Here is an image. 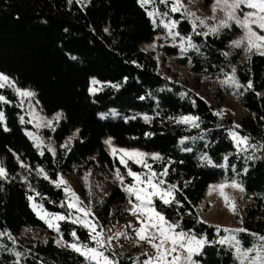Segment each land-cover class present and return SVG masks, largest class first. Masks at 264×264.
<instances>
[{
  "label": "trees",
  "instance_id": "16d2710c",
  "mask_svg": "<svg viewBox=\"0 0 264 264\" xmlns=\"http://www.w3.org/2000/svg\"><path fill=\"white\" fill-rule=\"evenodd\" d=\"M172 15L180 33L190 36L196 46L188 48L182 62L190 63L197 79H218L219 101L224 102L227 95L235 98L245 110L240 117L210 102L194 85L159 70L155 52L141 47L155 38L158 29L138 0H85L80 4L76 0H0V72L16 86L34 92L42 112L62 114L53 135L57 143L53 155L29 136L30 124L19 96L10 88L0 89L8 101L0 102V111L9 129L4 131L0 125V162L8 174L6 180H0V232L12 236H0V240L21 251L23 264H85L78 253L58 245L54 236L14 238L24 229L47 228L32 210L29 196L51 212L68 214L66 193L55 181L62 175L118 164L104 143L109 138L117 146L162 157L150 160L159 172L168 167L165 180L179 188L175 196L180 205L157 201L156 206L168 219L178 222L180 229L218 241L215 225L201 223L198 205L211 183L237 180L249 200L241 224L250 233L264 235V148L238 151L231 136L235 131L249 137V144L264 145V57L253 54L251 62H240V48L232 54L226 52L234 31L196 35L187 18L178 12ZM233 68L239 83L246 85L251 79L253 89L223 83L233 75ZM93 79L98 82L93 85L94 93L90 92ZM103 112L107 118L101 116ZM144 116L150 118L148 122ZM181 116L199 117V126L177 123ZM76 129L78 135L63 148L62 142ZM197 135L205 137L198 140L200 155L180 144L183 138ZM132 167L142 169L136 163ZM126 199V192L115 185L99 200L93 214L99 230L127 218L121 207ZM73 230L82 243L93 246L88 230L70 219L60 221L65 244L74 241ZM247 234H243L245 247L251 243ZM107 253L119 264H136L137 257L141 261L146 258L133 250L114 256L112 251ZM197 258L204 264L237 263L233 249L219 243L205 245ZM0 264H16L15 253L3 250Z\"/></svg>",
  "mask_w": 264,
  "mask_h": 264
},
{
  "label": "snow or ice",
  "instance_id": "6c2138e0",
  "mask_svg": "<svg viewBox=\"0 0 264 264\" xmlns=\"http://www.w3.org/2000/svg\"><path fill=\"white\" fill-rule=\"evenodd\" d=\"M72 3V0H68ZM156 0H138V3L142 8H145L147 15L152 18V23L156 24L155 17L161 15L158 9L153 8L151 11L147 9V5L155 4ZM76 3L80 4L81 0H76ZM160 3L170 4V12L177 13L180 12L183 16L189 19L191 24V29L196 35L209 36L217 35L223 28H231L233 25L239 28L243 35L237 39L231 41V46L234 48H243V50L248 54V60L251 62L252 54L264 57V0H214L212 4V12L215 14L220 11L224 14V19H221L218 24L209 26L206 23V19H215V15L210 18H200L196 16L194 12L188 11V9L183 4L182 0H160ZM86 7V5H84ZM164 16L168 15V12L163 13ZM163 27L167 29L168 35L175 41L177 36H180L179 32H173L176 28L178 21L169 20L167 23H163ZM198 27L206 28L207 31L197 32ZM107 32L108 29H105ZM180 50L182 53L188 51V48H195L196 46L192 43L191 37L187 38L188 47H184L185 37L181 36ZM153 45L152 47H154ZM173 46H176L175 44ZM198 50V49H197ZM227 56V53H223ZM75 59V57H73ZM233 75L228 78L227 83L229 87L244 88L246 91L253 89V81L249 79L246 85L240 84L235 78V68L232 69ZM127 80V78H125ZM93 84L98 83L93 80ZM10 88L19 97H33L35 93L30 90H22L16 86L15 81L3 72H0V89ZM112 87H119L118 85H112ZM96 89H90V92L94 93ZM259 95V94H258ZM143 99V97H141ZM0 102L7 103L5 96L0 95ZM217 115H222V112L216 113ZM61 113H57L54 117L55 120L61 118ZM135 119V117H132ZM148 116H144L145 122L149 121ZM199 117L194 116H181L176 122L191 124L194 127L199 125L196 121ZM21 122H23V117H21ZM0 125L4 126V131L9 129L6 126L5 116L3 111H0ZM48 126H51V122H48ZM235 128H239V125H235ZM79 132V130H77ZM150 135V134H146ZM232 139L237 145L238 151L246 152L249 147L256 149L264 148V145H253L249 144V137L240 136L239 133L232 131ZM38 139V138H36ZM71 137L68 143L71 142ZM106 145L109 146L111 153L114 157L119 156V162L128 168V161L132 160L134 163L141 164L143 167L148 169L145 174H140L133 172L131 168H128L127 176L132 178V182L129 184L124 183V176L121 175L120 170L117 168L115 171V178L119 181L123 191H125L129 197V203L132 207L128 209V212L136 217L139 227H134L129 223L128 227L132 228L136 238L139 241L146 242L150 248L153 250L151 254L148 252L143 253L146 257L144 260H140L139 257L136 258L137 264H198L197 260H194V256H199L202 253L205 245L210 243H219L221 245H227L230 249L235 250V258L239 264H264V235H258L255 233H249L250 235L256 237L259 242L257 245L252 247L244 248L241 246V242L237 239L238 233H248V230L241 227L237 229L223 228L220 226H215L217 232L223 231L228 233L227 236L220 238L218 241H209L206 236L197 237L191 231H185L180 229V224L178 222L171 221L168 219L161 211L157 209V201L161 202L163 205L171 206L173 203L180 205V201L176 200L175 193L179 191V188L175 184H167L166 180L162 177H166L168 174V167H164L163 171L157 173L152 171L151 166L147 164L146 157L149 154L141 152L139 150H129L123 148H116L112 145L111 138L104 141ZM243 145L244 147H240ZM39 147V144H37ZM67 147V144L63 145ZM49 151L55 155L54 149L49 147ZM15 155V154H14ZM151 158L154 160H161L162 157L159 154H151ZM17 159H19L17 157ZM209 164L211 161L207 156L203 157ZM227 159V157H225ZM23 167L24 165L21 164ZM41 173L42 169L39 170ZM8 177L7 170L0 162V180H6ZM45 174V179H47ZM85 182H87V175L85 176ZM57 186H64V190L68 195L67 207L70 210H75L76 213H82V216L77 215L75 218H71V211L68 215L62 213H49L43 208L42 204L31 203L32 210L36 213L37 217L44 221L49 229L59 233L60 232V221L71 220V223H79L81 226L88 230V240L92 242L94 246H89V243L80 242V238L77 236L76 231L71 232V236L74 238L75 242L68 243L66 245L72 251L78 253L84 258L85 264H119V261L112 258L106 254V251L111 244L114 237H107V240L103 238V229L97 231L100 227L98 222L93 223L86 218L91 215V210L88 207H84L83 202L76 195V193L67 186V181L60 178L55 181ZM166 185V186H165ZM228 185L220 184L218 187L221 190V195L224 196L225 206L228 207L234 214L236 213L234 201L230 199L223 193V188ZM233 188L239 189L243 192L244 188L237 182L233 181L230 185ZM135 198L133 202L132 198ZM29 201H33V197H28ZM64 207L62 203L60 205ZM243 223L242 219L240 221ZM201 223H205L201 221ZM177 229H180L177 231ZM8 235L9 239H12L10 233L0 232V236ZM126 235L125 233L117 234V237ZM58 244L61 241H57ZM254 253V255H253ZM22 254L19 252L15 253L17 257L16 264H19V258ZM114 256V253H113Z\"/></svg>",
  "mask_w": 264,
  "mask_h": 264
},
{
  "label": "rangeland",
  "instance_id": "374dc122",
  "mask_svg": "<svg viewBox=\"0 0 264 264\" xmlns=\"http://www.w3.org/2000/svg\"><path fill=\"white\" fill-rule=\"evenodd\" d=\"M81 1H85V0H81ZM182 2L185 5V7L188 9V11L194 12L196 16L200 18H210L213 15H215L214 20L206 19V23L209 26L216 25L219 23L221 19H224V14L220 11H217L215 14H213L212 4L214 3V0H211L209 3H205L204 0H182ZM161 4H163L164 6L161 7ZM146 7L149 11H151L153 8H156L161 14L155 17L156 19L155 26L158 29V32L155 38L149 42H143L141 44L142 49L153 50L155 52L157 61H158L159 70L169 77L171 76L177 77L179 78V80H181L182 82L186 84L194 85L195 88L197 87L200 92L204 93V95L209 99L210 102H214L215 104H221L220 106L221 109L226 110L227 112L234 115V117L236 118L240 117L245 112V110L235 98H233L230 95H227V97L224 99L225 100L224 102L219 101V97L216 92L218 91V88H220V83L218 79L211 78V77L205 78L204 76H201L199 79H197L190 68V63L184 64L182 62V60L185 57V54L182 53L180 50V44H181L180 38L181 36L185 37L184 47H187V38L190 36L187 37L184 34L180 33V31L177 28L178 24L176 28L173 29V32H179L180 36H177L175 41H173V39L168 35V31L167 29L163 27V24L161 23V21H163V23H167L169 20L177 21L175 16L172 15L173 13L170 12V4L160 3V0H156L155 4H149ZM165 12H168L167 16L163 15V13ZM197 29H201L202 31H207V29L203 27H198ZM226 31L235 32L233 40H237L243 35L242 31L239 28L235 27L234 25L231 28L221 29L219 34L226 32ZM174 44L176 46H173ZM153 45L155 46L152 47ZM168 47L173 48L174 51H170ZM235 49L237 48L230 46V48L226 52L228 54H232L235 52ZM240 49H241V54H240L239 60L240 62H245L248 60L247 59L248 54L243 50V48H240ZM93 80H96V79H93ZM93 85L94 84L92 83L90 89L93 88ZM20 89L25 90V88H20ZM26 90H30V89H26ZM19 98H20V101L23 107L26 110V116L28 117V122L30 124V128L27 131L29 136L36 143V145L39 144V147L41 148L47 147L48 149L49 147H51L52 149H54V151H56L57 143L55 142L53 135L56 130L57 123L60 121L61 118L57 121L54 119L57 113L49 116L45 114L44 112H42L41 109L39 108V103L35 96L19 97ZM106 113L107 112L101 113V116L103 118H107L108 115H106ZM49 121L51 122L50 127L48 126ZM77 130L78 129L74 130L69 135V137L65 141L62 142L61 146L63 148H64L63 145L65 144L69 145L73 142L75 136L78 135ZM70 137L72 139H71V142L68 143ZM204 138L205 137L203 135H199V136L197 135V136L190 137V138H183L180 141V144L182 147H186V149L189 150L190 152H194V154L200 155L201 144L199 143L198 140L204 139ZM190 139H193V141L191 143L186 144L185 142L187 141L189 142ZM112 145L118 149L123 148V149H129V150H139L135 148L120 147V146L115 145L113 142H112ZM107 149L110 155L112 156V158L117 159L118 161L117 163L119 165L115 164L114 167L112 168L111 167L109 168L93 167L89 171H85L82 173L77 172V173L70 174L67 176H63V175L60 176V178H63L65 181H67V186L71 187V189L76 193V195L83 202L82 206L90 208L92 214L89 215L86 219L89 221H92L93 223H96L93 217L94 207L97 205L99 200H101L111 190L113 186L118 185L121 187L119 181H117L115 178V171L117 168L120 170L121 175L124 176L125 184H129L132 182V181L131 182L127 181V178H131L127 176L128 168H131L133 172L140 173V174H145L148 172L147 168L137 163L136 164L141 166L142 169L141 170L134 169L132 167V164L134 163L132 160L128 161V168H126L124 165L120 164L119 156L114 157L112 155L111 150L108 145H107ZM139 151L149 154L142 150H139ZM145 159H146L147 164L151 166L152 171L159 173V171L153 167V162L150 160L151 155L149 154ZM86 175H87V182H85ZM162 178L165 179V177H162ZM233 181L241 185V183L237 180H225V181H220V182H214L207 186L205 190V195L202 201L198 205L199 219L201 221L207 222L209 224H213L215 226L218 225L220 226L221 229L223 228L237 229V228L243 227L240 221L241 219L242 221L244 220L249 200L246 198L244 191L241 192L239 191V189H236L230 186ZM220 184L228 185L225 188H223L222 191L230 199V201H234L237 214H234L228 207L225 206V199H224V196L221 195V190L218 187H213V186H218ZM62 187L64 189L63 185ZM132 200L133 202H135L134 197L132 198ZM33 202L36 204H40L36 202L34 199L31 203ZM66 202L68 203L67 193H66ZM121 207L123 211L128 213L127 218H125L124 220H118L114 225L103 228V238L105 240H107V237H114L111 241V244L109 245L108 250L114 252V254L124 252L125 250H133L137 254H143L145 252H148L149 254H151L153 250L150 248V246L144 241H139L136 238L133 229L128 227L129 223H131L134 227H139L136 217L132 216L128 212V209L132 207V204L129 203L128 195H127V199L125 203H123ZM44 209L47 210L46 208ZM47 211L49 213H58V212H51L49 210ZM62 214L68 215L67 213H62ZM71 214H72L71 218H75L77 215L82 216V213H76L75 210H71ZM59 225H60V222H59ZM97 231H101V230L97 228ZM119 233H125L126 235L117 237V234ZM217 233H218L217 240L228 235V233H225L223 231H220ZM249 233L250 232H248L247 234L248 238L251 240L249 247H252L253 245H257L259 242L257 241L256 237L250 235ZM243 234L244 233H238L237 239L240 240L242 247L248 248L244 246ZM50 236L55 237L56 243L57 241H61L60 244L57 243L58 245H61V246L66 245L62 232L60 231L59 233H57L53 231L52 229H49L48 227L43 228L40 231H36V229L34 228L24 229L20 233L19 237L16 236L14 239L17 241H21L22 239L23 240H26V239L35 240V239H47ZM197 237L199 238L202 236L197 235ZM73 242H75V240L70 243H73ZM3 250L13 251L14 253L16 252L21 253L19 249L14 248L7 241L0 240V254ZM203 250H202L201 255L203 254ZM107 251H106V254L110 256V254H108ZM233 251L235 254L234 249ZM193 259L197 260L198 264H204L202 260L197 258V256H194ZM16 261H17V257H16ZM19 264H23L21 260V256L19 258ZM236 264H239V262L237 261Z\"/></svg>",
  "mask_w": 264,
  "mask_h": 264
}]
</instances>
